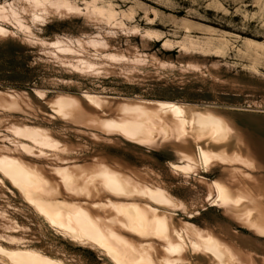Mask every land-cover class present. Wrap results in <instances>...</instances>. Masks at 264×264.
Wrapping results in <instances>:
<instances>
[{"label": "bare ground", "instance_id": "1", "mask_svg": "<svg viewBox=\"0 0 264 264\" xmlns=\"http://www.w3.org/2000/svg\"><path fill=\"white\" fill-rule=\"evenodd\" d=\"M23 4L25 10L35 11L32 22L75 10L69 0L1 3L0 18L21 28L22 37L2 27L0 37L37 40L22 20ZM89 10L88 17L105 12L94 4ZM107 12L114 15L110 9ZM61 40L52 51L56 41L47 43L51 47L47 54L71 67L109 70L119 56L114 51L105 54L111 62H88L84 42L72 44L64 39V44H71L62 47ZM37 93L53 113L71 123L154 148L171 145L184 161L171 163L175 170L198 175L219 167L220 176L210 180L198 175L196 180L206 187V195H215L223 216L243 231L192 222L188 203L172 194L150 167L101 154L82 162L64 158L72 147L54 129L14 115L35 110L33 101L2 89L0 128L10 136L1 139L10 145L0 143V193L14 189L57 232L76 246L88 245L109 256L114 264H264V144L234 116L183 100L115 97L103 92H86L83 100L68 94L47 99L42 91ZM39 108L41 118L51 117ZM50 157L55 159L41 160ZM0 215L9 217L6 211ZM0 264L70 263L57 249L33 247L9 234L0 235Z\"/></svg>", "mask_w": 264, "mask_h": 264}, {"label": "rangeland", "instance_id": "2", "mask_svg": "<svg viewBox=\"0 0 264 264\" xmlns=\"http://www.w3.org/2000/svg\"><path fill=\"white\" fill-rule=\"evenodd\" d=\"M10 1L0 0V4ZM69 2L74 5V12L58 13L38 22L31 21L35 11H27L21 5L22 20L37 40L0 37V89L30 98L35 108L26 110V114H13L54 129L57 137L72 147L68 155L63 154L64 158L71 156L82 162L101 154L138 167H150L172 194L188 203L192 222L214 229L222 226L243 231L223 216L215 205L218 199L214 194L206 195V187L196 180L198 175L210 180L220 176L223 172L219 167L198 175L175 170L170 164L184 161L171 145L154 148L71 123L53 113L37 91H42L47 99L61 94L81 99L86 92H103L115 97L135 95L211 105L234 116L264 144V0ZM93 4L105 12L88 17ZM108 9L114 15H109ZM0 27L22 37L21 28L6 19L0 18ZM60 38L62 47L84 42L83 54L88 62L109 61L111 57L106 55L114 51L119 56L109 70L71 67L49 55L51 47L47 43L56 41L54 47L51 44L52 51ZM64 39L72 42L64 44ZM91 57L93 60L89 61ZM40 106L51 117L41 118ZM5 134L10 136L9 131L0 128V143L10 145L6 138L1 139ZM51 159L55 158L41 160ZM0 211L9 215L7 219L0 215L2 236L13 234L27 245L57 249L70 264L115 263L88 245L76 246L14 189L0 193ZM176 213L187 216L181 211Z\"/></svg>", "mask_w": 264, "mask_h": 264}]
</instances>
